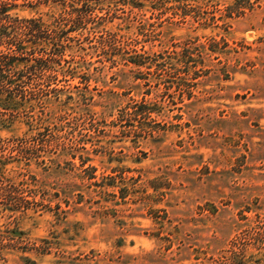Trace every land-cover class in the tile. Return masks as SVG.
Wrapping results in <instances>:
<instances>
[{"label": "rangeland", "instance_id": "374dc122", "mask_svg": "<svg viewBox=\"0 0 264 264\" xmlns=\"http://www.w3.org/2000/svg\"><path fill=\"white\" fill-rule=\"evenodd\" d=\"M166 4L96 3L76 76L0 106V264H219L264 224V0Z\"/></svg>", "mask_w": 264, "mask_h": 264}, {"label": "trees", "instance_id": "16d2710c", "mask_svg": "<svg viewBox=\"0 0 264 264\" xmlns=\"http://www.w3.org/2000/svg\"><path fill=\"white\" fill-rule=\"evenodd\" d=\"M103 1L0 0V106L11 109L9 116L2 120L13 123L22 106L29 104L33 107L32 100L38 98L39 94L57 90L52 85L57 84L60 75L76 76L77 66L67 58L68 51L73 41L81 40L79 35L84 34L83 30L89 23L95 22L98 17L103 18L95 13V4ZM155 1L157 6L154 8L160 9L172 0ZM41 6L56 11L50 18L43 15L22 16L17 12L22 7ZM183 15L186 17L187 13ZM74 32H78V35H72ZM108 41L104 39L100 43L110 45L126 62L138 66L148 64L150 59L146 51L134 49V54L129 55L130 50L123 49V43L111 44ZM114 42H117L116 38ZM192 60L193 57L189 55L188 61ZM152 111L149 108L148 117ZM40 122L41 119H36L33 124L38 125ZM0 194L7 202L20 199L14 195V189L1 187ZM248 235H244L245 239L234 241L229 255H225L219 264H264V224H258ZM250 248L257 251L247 256Z\"/></svg>", "mask_w": 264, "mask_h": 264}]
</instances>
